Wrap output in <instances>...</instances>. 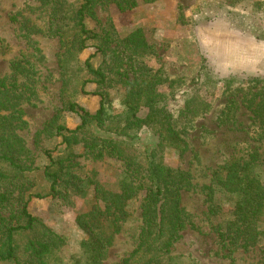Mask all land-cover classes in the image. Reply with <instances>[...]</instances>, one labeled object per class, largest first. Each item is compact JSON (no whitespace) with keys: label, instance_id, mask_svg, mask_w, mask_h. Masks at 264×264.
<instances>
[{"label":"rangeland","instance_id":"obj_1","mask_svg":"<svg viewBox=\"0 0 264 264\" xmlns=\"http://www.w3.org/2000/svg\"><path fill=\"white\" fill-rule=\"evenodd\" d=\"M59 1V12L64 15H71L80 3V0ZM93 11L95 18L86 20L90 28L95 29L101 23L112 28L118 37L138 28L142 30L154 52L145 58V64L164 80L157 90L164 95L162 105L167 111H179L191 98H198L208 106L194 123L186 126L184 151L166 146L160 154L165 165L188 171L194 184L193 189L182 192L186 226L173 243L171 255L179 257L180 264H264L263 243L247 251L237 249L232 258L224 255L211 227L217 218L207 213L203 189L210 183L214 168L238 149L258 148L264 152L252 138L254 122L245 107L234 111L230 123L219 120L228 99L242 97L245 102L254 91L243 94L247 92L243 86L246 79L264 78V0H136L134 8L123 12L113 3L98 4ZM65 18L57 20L46 0H0V78L11 75L12 61L23 62L24 72L17 74V85L22 88L31 78V84L28 83L33 84L31 91L28 88L19 107L26 126L16 132L35 167L25 173V178L0 181V191H10L14 208L17 183L25 182L28 194H39L28 201V211L64 238L58 255L67 261L78 253L84 238L76 216L89 210L95 184L107 190L117 189L124 165L108 156L101 159L77 156L62 176L59 196L48 195L49 183L42 169L49 160L44 152L53 150L56 154L63 148L52 123L55 115L59 113L56 124L72 129L80 118L65 110L64 104L75 101L93 113L99 102V97L91 94L94 85H85L84 92L81 86V81L87 78L81 62L91 50L64 51L66 42L74 41L72 28L66 29L63 22ZM58 27L62 28L60 35L54 31ZM94 63L106 68L102 58ZM227 78H233V85L225 91ZM241 87L244 90L237 91ZM105 89L113 113L121 115L123 87L110 82ZM145 113L141 109L139 116L143 118ZM151 132L147 126L139 129L137 150L154 144ZM80 148V144L72 146L76 154L81 152ZM3 166L6 165L0 163L5 169ZM64 179L73 181L67 184ZM143 194L140 191L128 206L129 218L123 222L102 264H120L134 248ZM228 208L230 205L225 203L226 212ZM27 237L28 234L17 240L22 244Z\"/></svg>","mask_w":264,"mask_h":264},{"label":"trees","instance_id":"obj_2","mask_svg":"<svg viewBox=\"0 0 264 264\" xmlns=\"http://www.w3.org/2000/svg\"><path fill=\"white\" fill-rule=\"evenodd\" d=\"M55 11L57 20L66 17L65 27H71L73 42L67 41L65 52L81 53L90 49V54L81 62L87 78L85 85H94L92 95L99 97L97 109L91 113L75 101H67L65 110L79 116L80 122L72 129L52 121L56 135L61 138L60 152L44 153L49 162L42 169L49 183L51 197H57L62 176L77 156L101 159L115 158L124 165L123 175L116 190H107L95 184L94 195L88 211L76 216V224L83 231L77 254L67 261L58 255L65 244L62 236L28 211V201L39 194H28L25 182L16 185L17 207H13L8 189L0 191V262L2 264H102L113 245L122 224L129 218L128 206L144 191L140 199V229L132 251L120 264H180L177 256L171 255V247L181 237L186 226L181 207L183 191L193 189L188 171L167 166L161 160V151L173 146L184 151L183 136L187 125L194 123L208 107L198 98H191L176 112H169L162 105L164 95L157 89L163 78L145 64L153 48L147 43L141 29H135L124 37H118L112 28L98 23L95 29L88 27L87 18L94 17L98 4L113 3L119 11L130 10L136 0H80L79 5L64 15L59 0H46ZM59 13V14H58ZM58 14V16H57ZM55 16L53 14V20ZM54 30L62 33V28ZM65 43L62 40V44ZM102 58L106 68L94 63ZM77 55H74V60ZM22 61H12L13 72L0 78V181L25 178L32 172V160L23 140L16 130L26 126L20 110L26 91H31L30 77L24 87L17 85V74L24 72ZM110 82L123 87L121 105L123 113L116 116L109 104L105 87ZM30 83V84H28ZM233 85V78L224 80V90ZM253 85L254 87H251ZM243 86L249 97L228 99L219 120L230 123L234 111L243 106L250 111L254 122L253 140L264 148V78L249 77ZM242 88V87H241ZM238 88L237 91H242ZM238 93V92H237ZM243 96V95H242ZM141 109L146 113L139 116ZM147 126L154 136V144L137 150L138 131ZM80 144L76 154L72 146ZM57 151V150H56ZM264 152L258 148H240L223 164L214 168L210 183L204 189L207 213L217 220L212 231L226 257L232 258L237 249L249 250L264 244ZM75 178V177H74ZM145 179V181H143ZM63 181H71L64 179ZM13 184V183H11ZM229 204L227 212L224 204ZM28 237L20 244L17 237Z\"/></svg>","mask_w":264,"mask_h":264}]
</instances>
